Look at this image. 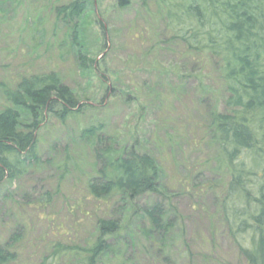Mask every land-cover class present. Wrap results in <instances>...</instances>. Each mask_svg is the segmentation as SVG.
I'll return each mask as SVG.
<instances>
[{"label": "trees", "instance_id": "trees-1", "mask_svg": "<svg viewBox=\"0 0 264 264\" xmlns=\"http://www.w3.org/2000/svg\"><path fill=\"white\" fill-rule=\"evenodd\" d=\"M131 1L116 0L119 8ZM138 2L145 10L153 4L170 34L166 44L199 70L210 67L207 71L221 89L219 107L208 105L207 119L199 125L202 139L215 149V172L226 177L215 197L218 225L210 220L208 235L198 237L201 263L215 262L205 254L214 253L220 232L243 264H264V0ZM84 6L83 0H76L53 10L72 22ZM75 32L70 37L76 46ZM76 51L83 68L95 75L94 60L86 62L83 52ZM201 97V103L210 100L208 94ZM0 98V189L46 166L55 168L60 180L83 172L66 148L57 160L42 159L38 149V132L47 117L65 123L81 116L85 106L93 108L80 105L56 73L24 75L12 85L0 80ZM103 128L101 123L78 128V138L93 159L94 175L86 176L87 197L75 204H83L80 213L92 221V234L79 242L76 235L70 238L56 227V236L41 242L40 255L23 263L20 245L26 224L17 222L0 242V264H138V252H143L144 264H173L172 235L182 227L161 190L158 163L139 150L136 140H121ZM4 193L2 198H8ZM45 206H51L49 194ZM180 255L188 261L195 256L191 240H183Z\"/></svg>", "mask_w": 264, "mask_h": 264}, {"label": "rangeland", "instance_id": "rangeland-1", "mask_svg": "<svg viewBox=\"0 0 264 264\" xmlns=\"http://www.w3.org/2000/svg\"><path fill=\"white\" fill-rule=\"evenodd\" d=\"M73 1L0 0V80L12 85L24 75L54 72L75 92L80 105L93 107L85 106L81 116L65 123L47 117L38 132L41 158L57 160L66 148L83 172L60 180L58 171L46 166L3 186L0 242L17 222H24V263L40 255L41 242L53 239L56 227L70 238L76 235L79 242L92 234V221L80 213L83 204H75L87 197L86 176L94 175L93 159L78 138V128L101 123L105 134L136 140L139 150L158 163L161 190L182 227L172 235V263L203 264L198 237L208 235L210 220L218 225L215 197L226 181L215 172V149L202 139L199 128L207 119L208 105L219 107L218 80L208 73L210 67L199 70L181 57L179 49L166 44L170 34L152 3L145 10L138 0L127 8H119L116 0H83L84 9L72 22L55 15L53 8ZM72 30L79 45L71 40ZM77 49L86 62L94 60L95 75L80 64ZM204 94L210 100L201 103ZM46 192L50 207L45 206ZM3 193L9 197L3 199ZM219 233L214 253L205 256H213L212 264H243L226 235ZM185 239L191 240L195 254L191 261L180 255ZM136 257L138 264L145 263L143 252Z\"/></svg>", "mask_w": 264, "mask_h": 264}]
</instances>
